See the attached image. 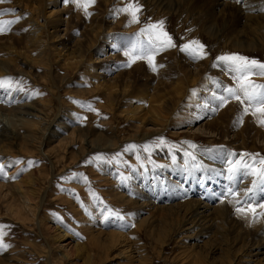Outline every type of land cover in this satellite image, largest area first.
Masks as SVG:
<instances>
[{
    "label": "rangeland",
    "instance_id": "374dc122",
    "mask_svg": "<svg viewBox=\"0 0 264 264\" xmlns=\"http://www.w3.org/2000/svg\"><path fill=\"white\" fill-rule=\"evenodd\" d=\"M5 9L14 11L0 20L15 22L0 32V55L15 57L4 46H16L49 69L38 64L39 81L0 76L5 109L47 112L0 144L10 160L0 155V264H264V178L254 174L264 169V116L227 91L264 76L238 80L220 59L264 63V0L250 23L214 0H95L87 13L76 0H6ZM43 13L49 31L37 36ZM67 58L77 67L62 69ZM229 195L239 197L224 201L226 233L183 226L187 202ZM257 241L262 253L249 256Z\"/></svg>",
    "mask_w": 264,
    "mask_h": 264
},
{
    "label": "bare ground",
    "instance_id": "6f19581e",
    "mask_svg": "<svg viewBox=\"0 0 264 264\" xmlns=\"http://www.w3.org/2000/svg\"><path fill=\"white\" fill-rule=\"evenodd\" d=\"M214 2L216 5L223 6V7L224 6H230L233 9H234V7H237V9L239 10L238 12L240 14V18L242 16L243 19L242 18L241 19L245 23H250V20H249L250 18L258 16V15L250 13L249 11H251L253 9H257L260 0H242V3L239 2V4H238V2L237 3L233 2V1L230 2L229 0H214ZM237 4H238V6H237ZM52 13H50L49 15H46L43 13L44 16L46 17V19L44 20L43 23H40V24H39V20H37L36 17L30 15L29 19H30V22L32 23V26L39 24V25L35 26L34 28H32L31 31H33L35 33L37 32V36H39V35L41 36L43 30L48 32L49 31L48 30L49 29V23L48 22H51L50 17H51ZM4 17L5 16H2L0 19H3ZM60 25H58L57 27H59ZM67 26H68V24H67ZM57 27H55V28H57ZM91 31H94L93 27L91 28ZM43 35H45V33H43ZM93 36L96 37L95 35H93ZM98 36H100V35H98ZM36 38H39V37H35V39ZM39 40L41 43L42 39L39 38ZM77 41H80V40L78 39ZM1 45H3V44H1ZM43 46H44V44H43ZM4 48H7L8 51L11 53L15 52L16 58L8 56V55H10L8 52H5L6 54L0 55V76L12 75L14 78H19V77H26V74L31 75L32 77H34L37 74L35 81H39V78L41 79V78L45 77V76L41 75L42 72H40V73L37 72L38 69H41V67L38 64H40L43 69H49L48 62L47 61L45 62L42 59V57L35 58L37 54L34 56H29L28 54H25L24 51L18 50L16 46H7L6 45V46H4ZM42 50H43L42 47L40 49V47L38 46L37 51L40 52ZM123 52L127 53L126 48L123 49ZM112 55L113 54L107 56L105 59L113 58L114 56H112ZM79 58H80V56H79ZM79 58L75 59V61H72V60L67 58L68 60H66L64 65H62L64 67L62 69L66 68L68 70V69H71L73 66L77 67V65L79 64V61H80ZM58 61L61 62L62 59L60 58V59H58ZM102 61L103 60H95V62H99V63ZM19 62L26 65L27 69H23V67L18 64ZM29 68L30 69L32 68L33 70H30ZM43 69H42V71H43ZM110 94H111L110 99L114 100L115 99L114 96L117 94V92H115L114 90H111ZM116 98H117V96H116ZM8 105L9 104L7 101L4 102L3 105H0V144L1 143H7V142H5L7 139L9 141H14L16 138H20V136L25 134V133H21L19 130H16V128L19 127L20 124H23V126H28L30 123V120H28L27 117L33 116V117H36L38 119H45V117H46L47 112L43 109H40V108H37L36 113L33 114V112H28L27 110L22 109V107H19V108L14 107L13 110H10V108L5 109L4 107H7ZM262 115L264 116V113ZM70 116H72V114ZM70 116H68V118H71ZM7 118H9V120L10 119L12 120V123H13L12 126L13 127H8L6 125L4 120ZM259 119H260V117H259ZM33 125L36 126L35 124H33ZM41 130H42V128L38 127L37 132H40ZM37 132L35 130V131L30 132V133L34 134ZM153 134H156V132H153ZM12 139H14V140H12ZM237 141L238 140H236L235 142H237ZM86 143L88 144V146L95 148V145L93 146V144H91V140L87 139ZM241 144H243V142H241ZM241 144H240V146H241ZM0 148L2 149V150L0 149V153H1L0 155L5 157L2 161L9 162L10 161L9 157H7L5 155L6 152L3 151V150H5V148L1 147V146H0ZM235 165L233 166V169H234ZM212 166H213V164H212ZM216 167H218V166L216 165ZM229 169H230V167L228 166L227 168H225V171L229 172ZM16 170L17 169L13 170V172H10V174L15 173ZM174 183H175V184H173L174 186L179 187L180 189L182 187L181 190H183L182 182H180L178 179L177 180L175 179ZM247 183L248 182H245L241 185V189H240L241 194H244L245 192H247ZM231 190L232 189L229 188V191H231ZM234 196L235 195H229L228 197H225L227 199H223V197H221L220 202H222V203H218V204H214V205H211L210 203H208L207 200H201V199H194L192 201L187 202L190 205V207L187 208L186 211L184 212L188 218H187V220L183 226L184 227L188 226V228H186V229L195 228V227L211 228V227L216 226L220 232L226 233L227 230H229V227H223L225 225L222 222L224 221L223 219L229 220L230 217L228 215V212L226 209V203H224V201H231L229 203H233V201L238 200V197H239L238 196L236 199H234ZM240 199H242V198L240 197ZM29 201H30V198H28L27 205H25L26 198H24V202H22V204H21L22 207L29 206L30 205ZM144 204H145V200L141 202V205H144ZM239 215H242V212ZM242 216H244V215H242ZM231 221H233V220H231ZM243 221H245V220H243ZM238 232L241 233L240 231H238ZM262 249H263V247H262V243L260 241L252 243V244H250V250L248 252V255L253 257L255 255L261 254Z\"/></svg>",
    "mask_w": 264,
    "mask_h": 264
},
{
    "label": "snow or ice",
    "instance_id": "6c2138e0",
    "mask_svg": "<svg viewBox=\"0 0 264 264\" xmlns=\"http://www.w3.org/2000/svg\"><path fill=\"white\" fill-rule=\"evenodd\" d=\"M5 2L6 0H0V4L5 3ZM76 2L78 6L83 7L85 12L87 13L88 6L94 3L95 0H76ZM131 8H132V5H129V9ZM129 9H125V11ZM13 11H14L13 9H5V10L0 11V15H4L8 12H13ZM133 16H135V13H133ZM14 22L15 21L0 20V32L7 30V26H10ZM164 35L167 36V33H164ZM167 43H168V46L170 47L175 46L172 43L170 36L167 37ZM196 44H198L197 41L192 42V45H196ZM202 49H203V45H200L199 49L194 48L190 45H184L183 47L184 51L191 52L196 58H200L203 55ZM220 59L223 61H231L233 63L234 67H232L231 70L238 74L237 76L238 80H243L247 76L252 75V74L264 76V63H258L255 60H249L248 58L242 57L239 55L220 57ZM256 89H264V85H254L251 82H248L247 84L241 83L239 90L229 88L227 91L232 98L238 100L241 104H243L246 100L249 105L255 107L261 113H264V91L257 92ZM241 95L244 97V99H241ZM244 111L247 112L248 109L245 108ZM132 147H135V146H132ZM186 155L188 154L186 153ZM261 163H264V161H261ZM229 171H233V170L230 168ZM254 174H258L262 178H264V169H261L259 173H254ZM231 178L232 177H230V179ZM261 207H264V205H261ZM237 211H241V209L238 208ZM3 227L4 226H0V235L3 234L2 233Z\"/></svg>",
    "mask_w": 264,
    "mask_h": 264
}]
</instances>
